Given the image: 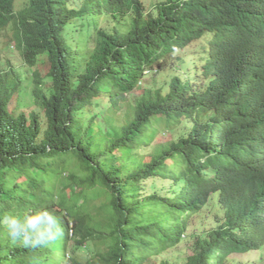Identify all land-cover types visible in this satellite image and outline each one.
Instances as JSON below:
<instances>
[{"label": "trees", "instance_id": "1", "mask_svg": "<svg viewBox=\"0 0 264 264\" xmlns=\"http://www.w3.org/2000/svg\"><path fill=\"white\" fill-rule=\"evenodd\" d=\"M33 1V9L25 15L27 26L15 23L14 29L16 44L24 52L23 67L31 69L34 77L28 80L23 71L0 69V225L5 217L15 216L21 223L35 217L37 228L59 230L56 240L68 237L65 218L73 210L68 193L75 186L97 189L95 195L104 201L95 216L109 230L92 239L93 250L87 246L76 249L85 251L86 264H147L149 258L196 236L188 220L218 194L225 220L209 231L194 233L193 254L184 264H227L231 253L262 248L264 0H170L161 20L153 25L147 21L152 14H147L150 11L142 0H92L91 8L88 0L80 8L70 6V0ZM89 10L113 18L132 11L133 27L126 37L129 41H123L118 34L100 28L96 18L90 21L88 27L95 26V46L83 68L75 69L70 40H76L73 34L78 30L85 32ZM151 30L168 31L174 37L205 33L211 40L212 67L220 82L243 79V74L249 81L255 114L237 136L240 149L231 158L237 161L234 157H239L237 162L243 167L228 166L231 174L225 184L216 175L205 180L201 168L183 174L186 168L177 166L184 150L183 137L148 159L134 157L137 148L142 151L155 139L154 129L159 131L154 125L156 117L165 116L179 126L195 108L187 101L196 96L188 84L172 91L181 80L178 74L170 78L171 91L165 95L164 89L137 94L143 73L129 72V54ZM123 43L130 47L128 54L121 48ZM155 62L150 59L147 66ZM43 65L44 76L32 71ZM130 95L133 100H128ZM27 96L44 117L37 111L25 112ZM11 102L16 103L15 110L9 108ZM104 107L112 113L107 120L110 125H91ZM111 126L116 134L109 133ZM126 155L132 160L127 161ZM144 175L149 181L146 193ZM153 177L158 179L156 186ZM45 213L55 224L49 225ZM1 227L0 264H48L49 243L26 246ZM71 261L83 264L80 258Z\"/></svg>", "mask_w": 264, "mask_h": 264}, {"label": "clouds", "instance_id": "2", "mask_svg": "<svg viewBox=\"0 0 264 264\" xmlns=\"http://www.w3.org/2000/svg\"><path fill=\"white\" fill-rule=\"evenodd\" d=\"M142 1L145 3V0ZM169 1L161 0L154 9L146 7L147 11H150L147 14H152L151 17L147 16V21L150 24L153 25L156 21L161 20L164 7ZM33 4V0H8L7 2L0 0V33L3 34V38L0 39V69L23 71L24 52L16 44L14 26L15 23L23 27L27 26L25 15L33 9ZM99 14L110 22L109 26H100L97 19ZM99 14L94 15L98 26L103 29L107 28L108 32L118 34V37L123 41H129L126 40V37L133 27L134 14L132 11L119 18H113L106 12ZM125 16L130 18V24L127 31H122L117 23L126 18ZM256 36L258 35L256 34ZM261 38H264V34ZM210 42V38L205 33L198 35L190 33L183 37H174L168 31L151 30L137 42L133 49L135 52L129 54V72L132 74L143 73L139 87L144 90L153 89V94L156 89L159 91L164 89V95L171 91V82H168L176 74L181 76V80L174 84L172 88L174 93L178 89L181 90L183 85L188 84L189 91H194L196 96L190 94L193 98H189L187 101L195 104V108L189 112L190 116L187 122L175 127L182 133L180 139L182 137L184 139V150L180 151L182 155L177 166L182 165L186 168L183 174L201 168L205 180L216 175L219 181L225 184L231 174L228 166L241 164L243 167L241 162H237L240 161L239 157H234L237 161H232L231 158H233V154L239 152L237 140L240 137L237 136L255 114L252 112L255 101L250 100L247 87L249 81L246 77L244 78L245 74L242 76L243 79L236 78L229 83L220 82L219 74L212 67L213 53ZM121 48L124 50V54H128L130 47L127 43H123ZM150 59L156 61L153 66H147ZM18 63H20L19 69L15 67ZM123 70L126 71V69ZM26 74L27 72H25ZM144 81H150L151 84L141 88ZM234 146L238 148L234 150ZM83 188L75 186V190L68 193L69 208L73 207L72 212L69 211V216L67 215L65 218L69 227L68 237L63 236L56 240L58 229L53 232L51 227L37 228L35 217L21 223L15 216L5 217L4 220L9 235L14 240H22L26 246L29 243H49L48 264H74L71 260L75 258H80L85 264L83 255L78 256V251L83 250H77L76 247L87 246L93 250L92 239H95L99 234H106L109 227L95 216V211L99 209L98 204L104 201V197L93 195L97 189L84 188L83 190ZM213 201H217L223 210L220 217V223H223L225 208L220 204L218 194L213 196ZM45 215L49 225L55 224L51 215L47 213ZM187 223L189 228L190 219ZM106 229L108 230L105 231ZM191 232L197 236L194 234L196 230ZM40 249H42V244ZM232 254L245 253L237 252L230 255Z\"/></svg>", "mask_w": 264, "mask_h": 264}, {"label": "rangeland", "instance_id": "3", "mask_svg": "<svg viewBox=\"0 0 264 264\" xmlns=\"http://www.w3.org/2000/svg\"><path fill=\"white\" fill-rule=\"evenodd\" d=\"M84 1L85 0H70L69 5L77 6L80 8L83 5ZM160 1L161 0H145L146 7L149 9H154L156 4H158ZM87 2H88L89 7L91 8L93 1L88 0ZM87 15L89 16V18L87 19L85 32L83 33V32H80V30H78L77 34H73V36L76 37V40H74V38H71L70 40V46H69V50L71 52L70 58L72 60V65L75 69L76 67H79L81 69L83 68L84 63H86L87 59L89 58V55L92 53L93 48H94L93 36L95 34V26L89 25L88 27V24L91 23L90 21H94L95 16L93 14V11L91 10H89V13ZM125 17L126 18L122 19L120 22L117 23L118 27L121 28L122 31H127L128 26L130 24V18H128V16H125ZM97 19L99 20V24L101 27H107L110 24V22L104 16H101V14L97 16ZM2 38H3V34L0 33V39ZM19 66H20V63L15 65V67L18 69H19ZM45 69H46V65H43L40 67H35L32 71H40L41 74L44 76L46 74ZM30 70H28L27 68H23V71L25 72H29ZM26 76L28 77V80H31L34 77V74L31 72L30 75L26 74ZM28 80H25V85H28V90H30L32 86L28 84ZM148 84H151V82L144 81L143 87H145ZM142 90L144 89H139V91H137V94L139 93L141 94ZM29 97L30 96L26 97L25 105H23L25 106V109H24L25 112L29 113L31 111H37L38 113H40L42 117H44L43 111L41 109H38L35 103L30 102ZM133 98L134 96L130 95L128 97V100H133ZM107 100H108V97L105 99V102ZM100 103H102V101H100ZM100 103L98 100V104ZM15 107H17L16 103L11 102L9 105V108L11 110H15ZM125 108L126 107H123V110ZM111 115L112 113L110 112V109L108 107H104L100 111V116L97 117L96 123L91 124V125L103 126L105 128L108 124L110 125V123H108L107 120L108 121L110 120ZM156 118H157V122H155L154 125L155 127L158 128L159 131L154 129V133L156 135L155 139L152 141V143H147L146 145H144L142 151L141 149L137 148L134 151L135 158L139 155L141 158L145 157L143 159H148L150 156H153L155 154L162 152L164 149H166L167 146H169L174 141L180 140V136L182 135V133H180V131L177 128H175L177 126L175 123H173L169 119L168 121L165 116L161 118H158V117ZM110 128L111 130L109 131V133L116 134L117 131H115L112 128V126ZM147 139L148 137L145 136V140ZM126 159L127 161L132 160V158L128 155H126ZM32 172H35V170H32ZM148 182H149L148 177L144 175V182H142V184H144L145 193L149 190V188H146ZM152 183L155 186L157 185L158 183L157 177H153ZM42 184L46 185L45 179L42 180ZM138 192H139V188L137 186L135 195H138ZM93 195L95 194L93 193ZM222 214H223V210L221 209V207L215 204V201H210L208 205L202 208V210L199 213H193L191 215L189 228L191 231L196 230V231H199V233H202L204 231H209L210 229L218 226V224L220 223V217L222 216ZM145 215L147 216V213ZM153 218L156 221L157 219L156 213L154 214ZM4 220L0 226H2L1 228L8 230L7 225L4 222ZM155 221H154V224H155ZM107 230L108 229H106L105 231ZM153 235L155 236V234ZM205 235L203 236L205 237ZM196 239H197L196 236L190 239L185 238L179 245L172 247V248L169 247L167 250L162 252L160 255H155L149 258L147 264H165V263L184 264L186 263L188 261V258L193 254V248H194L193 244ZM135 243L136 244H135L134 250L136 253H138L137 240L135 241ZM85 254H86L85 251H78V256L85 255ZM16 261H18V257L17 259L15 258V262ZM83 261L86 264L85 257L83 258ZM5 264H10V263L9 261H7ZM227 264H264V246L260 249L252 250L245 254H232L228 256Z\"/></svg>", "mask_w": 264, "mask_h": 264}, {"label": "bare ground", "instance_id": "4", "mask_svg": "<svg viewBox=\"0 0 264 264\" xmlns=\"http://www.w3.org/2000/svg\"><path fill=\"white\" fill-rule=\"evenodd\" d=\"M242 237V236H241ZM254 246V245H253ZM248 250V249H247Z\"/></svg>", "mask_w": 264, "mask_h": 264}]
</instances>
